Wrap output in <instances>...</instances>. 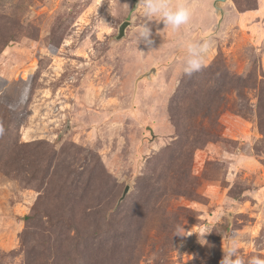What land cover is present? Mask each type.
I'll use <instances>...</instances> for the list:
<instances>
[{"label": "rangeland", "instance_id": "obj_1", "mask_svg": "<svg viewBox=\"0 0 264 264\" xmlns=\"http://www.w3.org/2000/svg\"><path fill=\"white\" fill-rule=\"evenodd\" d=\"M139 2L0 0V264L264 258V0H172L179 32Z\"/></svg>", "mask_w": 264, "mask_h": 264}, {"label": "clouds", "instance_id": "obj_2", "mask_svg": "<svg viewBox=\"0 0 264 264\" xmlns=\"http://www.w3.org/2000/svg\"><path fill=\"white\" fill-rule=\"evenodd\" d=\"M142 5V14L146 21L163 22L165 28L171 29L172 32H179L182 27L190 24L192 19L191 9L183 2L173 3L172 0H140ZM136 38L138 42H143L147 46H151L152 30L147 22L140 25L137 30ZM185 49V56L181 66V72L185 76L191 77L194 73L201 72L206 66V56L211 47L208 41H183L180 45ZM4 128L0 126V136H3ZM211 231L202 229L199 236V243L202 245L207 241L204 239L206 233ZM176 235H181L177 231ZM183 236V235H181ZM240 240L232 237L229 240L227 250L223 249V257L220 264H264V258L260 256H252L245 262L240 253Z\"/></svg>", "mask_w": 264, "mask_h": 264}, {"label": "water", "instance_id": "obj_3", "mask_svg": "<svg viewBox=\"0 0 264 264\" xmlns=\"http://www.w3.org/2000/svg\"><path fill=\"white\" fill-rule=\"evenodd\" d=\"M227 0H215V8L216 10H219L221 9L222 10V7L219 6V3L223 4L225 3ZM131 24V21L130 20H126L124 21L120 27H119V32H118V35H117V38L118 39H122L125 35H126V29L127 27ZM155 71V69H153ZM129 188L127 187L126 188V191H125V194L128 192ZM125 196V195H124Z\"/></svg>", "mask_w": 264, "mask_h": 264}]
</instances>
